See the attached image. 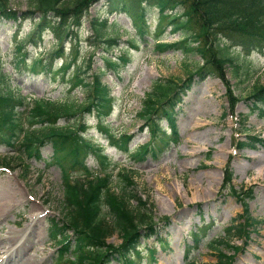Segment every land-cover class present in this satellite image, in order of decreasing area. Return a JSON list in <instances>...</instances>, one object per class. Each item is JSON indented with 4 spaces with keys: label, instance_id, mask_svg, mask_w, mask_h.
I'll list each match as a JSON object with an SVG mask.
<instances>
[{
    "label": "rangeland",
    "instance_id": "374dc122",
    "mask_svg": "<svg viewBox=\"0 0 264 264\" xmlns=\"http://www.w3.org/2000/svg\"><path fill=\"white\" fill-rule=\"evenodd\" d=\"M102 1L90 2L78 29L68 28L72 34L61 44L63 55L51 62V70L56 71L60 64L73 58L75 66L82 69L81 77L92 75L99 69L104 71L101 82L107 87L113 103L111 116L105 119L104 125H108L114 136L132 137L128 149L134 152L149 144L151 137L148 127L137 114L143 99L151 92L152 84L157 80L172 79L179 85L187 79L189 72L200 67V58L185 56L179 50L155 53L153 45L156 42L150 37L144 36L140 41L135 38L134 41V26L130 20L123 14L104 15ZM7 7L24 13L28 4L26 0H9ZM187 12L192 23L196 24L198 34L200 23L195 14L190 10ZM146 15L145 23L152 32L156 11L149 9ZM92 19L105 20L101 38L113 39L116 43L106 44L102 39L104 42L96 41L93 45L94 40L89 38L93 35ZM31 24L25 20L17 30V23L0 21V75L5 77L2 86L27 102L52 100L61 103L69 98L81 103L85 95L78 90L66 94L67 87L59 79L61 73L55 79L54 75L39 70V65L32 70L30 64L33 61H44L59 44L53 30H46L40 38H34L35 44L28 40L23 42ZM180 37L179 32L172 33L166 28L159 43H177ZM220 41L227 45L228 52L241 54L240 47L226 36H220ZM19 43L23 44V50L16 52ZM23 54L26 59L21 63ZM120 58L127 60L120 62ZM106 60L114 62L115 67L107 66ZM86 65L88 68L84 71ZM238 65L236 74L231 67H224L221 72L232 97L238 99L233 104L226 96L225 84L216 76L200 81L198 77H191L189 91L181 96L180 105L174 109L177 145L168 143V148L156 161L148 156L134 162L108 148L95 120L85 117V137L101 151L102 157L107 158L112 167L106 170L110 179L117 180L121 169L132 170L131 189L140 198L149 197L153 204V231L167 243L158 247L154 236L140 241V252L133 258L134 264H214L215 252L209 243L219 239H226L235 249H222L230 264H264V149L259 144L252 146L246 140V136H250L264 141L263 108L253 109L247 99L255 85L264 86V55L253 53ZM71 70L72 66L63 72L65 80L72 74ZM73 120L75 118L58 122L56 126L72 125ZM159 126L167 133L165 122L160 121ZM194 126L198 129H193ZM240 143L248 145L239 148ZM16 156L21 157L0 147V159ZM50 156L49 146L42 147L39 160H28L26 176L15 164H0V264H54L56 260L58 247L48 236V220L62 217L59 203L62 181L61 172L56 167L45 166ZM84 167L90 175L101 172L97 158L88 157ZM226 173L231 179L224 188L222 182ZM38 175L41 176L39 180ZM78 176L81 178L83 174H75L74 178ZM111 184L110 192L117 193L115 183ZM239 190H249L247 194H251V198L245 201L247 215L263 220L255 231H248L246 237L230 229L234 220L236 224L243 223L241 202L233 194ZM193 234L200 240L197 244ZM105 244L116 247L120 240L113 234ZM109 264H117L116 259H111Z\"/></svg>",
    "mask_w": 264,
    "mask_h": 264
},
{
    "label": "trees",
    "instance_id": "16d2710c",
    "mask_svg": "<svg viewBox=\"0 0 264 264\" xmlns=\"http://www.w3.org/2000/svg\"><path fill=\"white\" fill-rule=\"evenodd\" d=\"M91 1L96 0H26L28 4L26 11L19 13L7 7L9 0H0V21L17 23V30L25 20L32 22L23 42L28 40L35 44L33 39L40 38L46 30H53L56 34L58 49H52L47 59L42 62L33 61L30 64L32 70L39 65V70L44 74L54 75L55 79L61 73L59 79L67 87L66 94L70 95L71 92L78 90L85 95L81 103H75L69 98L63 99L61 103L52 100L27 102L25 98L14 95L7 87L4 88L2 84L5 77L0 75V147L21 155L20 158L18 156L2 158L0 164L3 166L15 164L26 176L29 169L28 160L31 158L39 160L41 148L44 146L51 149L50 161L45 166L56 167L61 172L62 181V200L59 202L62 217L48 220L50 229L48 236L54 246L58 247L54 264H109L114 258L117 264H133V258L139 254L141 248L140 241L154 236L160 242L153 231L155 222L153 204L148 196L140 198L131 189L134 174L132 170L121 169L117 173V180L110 179L111 175L107 174L106 170L112 167L107 158L102 157L101 151L93 147L88 137H85L87 131L85 117H92L97 129L104 134L108 146L127 158L139 162L149 156L156 161L168 148V143L177 145L174 109L180 105L181 96L189 91L192 76L198 77L200 81L213 75L226 87L225 78L221 74L222 68L231 67L236 74L238 63H243L245 57L253 53L264 55V0L102 1L105 7L104 15L123 14L130 20L131 26H134V41L135 38L140 41L144 36L150 37L154 43L156 42L153 45L155 53L179 50L185 56L200 58V67L189 72L186 75L187 79L179 85L172 79L164 82L157 80L152 84L151 92L143 99L137 114L148 127L151 137L149 144L134 152L128 149L132 137L124 134L114 136L108 130V125H104L105 119L111 116L113 105L107 87L101 82L104 71L99 69L92 75L81 77L82 69L75 66L73 58L60 64L56 71L51 70V62L63 55L61 44L72 34L68 28H79L81 16L86 13ZM149 9L155 10L157 14L152 32L145 23ZM187 10L195 14L200 23L198 34L195 30L196 24L192 23ZM104 22L105 20L101 22L96 19L90 20L93 35L89 38L94 40L93 45L96 41L104 42L102 39L105 38H101ZM166 28L172 33L179 32L181 37L177 43H159L160 35ZM220 36H226L236 43L241 49V54L228 52L227 45L219 42ZM105 43L116 42L113 39H105ZM22 45L19 43L16 46V52L23 50ZM25 56L26 54L22 55L23 59L20 57L21 63L25 61ZM126 60L119 59L120 62ZM106 62L107 66L115 67L114 62L110 63L107 60ZM70 66L72 74L65 80L63 72L69 70ZM87 68L86 65L84 71ZM226 88V96L230 103L238 101L237 97H232L228 87ZM247 97L253 109L259 106L263 108L261 112H264V86L255 85ZM74 118L72 125L56 126L58 122H68ZM160 121L165 122L168 134L160 128ZM246 140L251 145L259 144L264 149V141L250 136H246ZM247 145L240 143L238 147ZM88 156L97 158L101 172L92 175L88 173L84 167ZM226 170L227 168L224 172ZM78 173H82L83 177L74 178ZM40 178L38 175V180ZM230 179L226 173L222 182L224 188ZM112 182L116 185L117 193L110 192L109 185H112ZM246 191L233 192L235 199H239L242 205L243 223L236 224L234 220L230 228L233 229V233L245 237L248 231H255L263 222L247 215L245 201L251 198V194H247L249 190ZM113 234L120 240L116 247L105 244ZM193 240L195 244L200 241L196 236H193ZM209 247L215 252L214 264H230L229 257L222 249H235L226 239L213 240ZM68 257L71 259H66Z\"/></svg>",
    "mask_w": 264,
    "mask_h": 264
},
{
    "label": "bare ground",
    "instance_id": "6f19581e",
    "mask_svg": "<svg viewBox=\"0 0 264 264\" xmlns=\"http://www.w3.org/2000/svg\"><path fill=\"white\" fill-rule=\"evenodd\" d=\"M193 129H198V127H197V126H194ZM1 205H3V204L1 203ZM0 207H1V206H0ZM2 213H4V212H2ZM1 217H2V216H1ZM1 242H2V241H1ZM1 242H0V243H1ZM15 244H16V243H15ZM11 246H13L12 242H11ZM1 251H2V250H1ZM6 252H7V251H6ZM181 253H182V252H181ZM33 263H35V262H33Z\"/></svg>",
    "mask_w": 264,
    "mask_h": 264
}]
</instances>
